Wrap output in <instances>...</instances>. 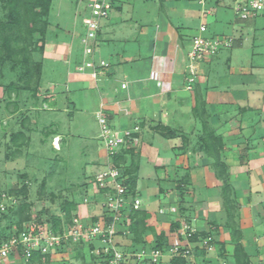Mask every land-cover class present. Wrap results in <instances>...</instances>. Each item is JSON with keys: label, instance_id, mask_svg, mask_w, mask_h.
<instances>
[{"label": "crops", "instance_id": "obj_1", "mask_svg": "<svg viewBox=\"0 0 264 264\" xmlns=\"http://www.w3.org/2000/svg\"><path fill=\"white\" fill-rule=\"evenodd\" d=\"M187 1L192 0H175L178 6L167 8L168 13L145 18L123 16L133 2L119 0L101 22L96 40L94 57L109 68L89 83H62L66 92L74 89L79 108L86 111L64 106L61 110L71 122L44 144L58 139L55 152H67L76 138L89 137L93 127L88 117L96 120L97 111L110 129L137 138L131 144L138 158L135 195L147 228L137 244L130 223L123 225L115 238L122 252L150 249L158 237L165 251L174 245L186 247L189 242L181 235L186 224L199 237H211L212 247L205 251L190 245L193 255L183 258L184 264H236L237 244L246 255L241 261L264 264V15L242 21L227 14L219 0H204L206 9L224 8L214 15L216 35L231 38L233 47L200 64L188 89L186 52L198 33L189 35L188 26L195 18L198 27L206 26V35L209 26L201 18L202 0H197L196 15ZM54 35L45 44V59L57 54L67 58L73 51L80 57V44L61 34L57 41ZM123 83L125 90L120 89ZM45 107L56 112L53 106ZM96 140L100 143L97 135ZM99 143L86 150L87 178L108 164ZM84 209L79 207L81 220L91 210ZM97 209L90 214L98 217ZM171 260L166 255L159 264H173Z\"/></svg>", "mask_w": 264, "mask_h": 264}, {"label": "rangeland", "instance_id": "obj_2", "mask_svg": "<svg viewBox=\"0 0 264 264\" xmlns=\"http://www.w3.org/2000/svg\"><path fill=\"white\" fill-rule=\"evenodd\" d=\"M118 1L116 0L114 7H116ZM170 1L174 2L170 3L164 0H135L133 2L132 0V10L130 12H124L123 16L127 17L129 13H133V16H145V18H149V16L154 14L168 13L169 10L167 8L178 6V3L174 4L175 0ZM203 1L201 3V11L203 12L201 18L207 19L206 22L209 26L207 36L208 38H212L218 36L216 35L217 32L214 26L215 16L222 14L224 8L217 9L206 4V9ZM219 1L224 3L225 12L233 17L234 13L232 8L234 0ZM184 4L191 5L194 12L193 15H196L199 8L197 0L187 1ZM207 10L213 11V15L210 16ZM5 14L4 7L0 4V20L4 19ZM85 18L88 19V11L79 0L51 1L50 11L47 17L46 40L42 54V69L40 78L38 79L39 92L37 93V98H33L29 91H21L18 97L15 94L7 95L3 87L9 82H16V76L18 77L19 71L11 72L8 64H5L1 70L3 77L0 81V203L8 205L9 201H14L15 204L10 206L14 207L13 209L17 205H28L27 217L30 220H34L35 223H37L35 220H38V223L41 225H44L42 223L48 221L52 216H60L62 218L63 214L59 209L66 201L74 203L75 207L72 210V214L76 213L80 218L81 213L79 207L84 206V211L88 207L89 209L91 208L86 217L84 219L82 218V221L80 220V223L83 225L86 223L92 224L91 217L94 214L90 213L93 211V207H96V204H99L101 200L104 201L103 196L101 194H97L96 196L94 194L96 193L95 190L91 187L94 183V177L101 171L97 174L94 173V177L87 178V167L83 165L89 159L90 155L86 150L89 149L90 145L100 146L96 140V135L98 136L99 134V126L95 125V121L96 124L98 123L97 120H94L93 116L88 117L89 124L93 127L88 135L91 139L89 137H81L82 140L86 138L85 140L87 142L76 138L74 142L70 143V149L67 152H65L64 148L60 152H55L52 146L53 142L51 145L50 143L48 145L44 144L45 139L48 137L51 138L52 134L60 132L63 128L65 129V126H67L65 124L71 122L65 110H61L64 106L67 105L70 108L69 110L81 109L79 108L80 105L78 102H76L77 98L75 99L74 89L71 93H68L64 87H61L62 83L66 81L74 83V85L78 81L89 83V81H95L100 76L93 77L88 69L85 70L86 72L84 74L79 72V67L85 61L88 62L92 59L97 63L104 62L102 60H96L94 57L97 42L92 43L95 51L92 56L87 57L83 54L84 49L81 44V39L86 34L83 26V20ZM191 21V24L188 26L189 35L196 34L195 31L199 28L198 20L194 18ZM53 32H56L54 37L57 38V41H59L61 34L70 39L72 43L76 42L80 44V57L78 58L79 54L75 55L73 51L67 58H61L62 56L58 57L57 54L53 58L46 57L47 59H45V44ZM218 37L231 39L225 36ZM34 38H37V36L35 35ZM222 50L225 49H220V51ZM104 63L107 64V62ZM200 64L202 65L203 63ZM107 65V68H109V63ZM34 86V83L31 84V88H34ZM72 105L74 106L73 108ZM45 106L55 107L56 112L47 111ZM82 110L83 112L86 111L84 109L80 111ZM77 119L81 120V117L78 116ZM68 124L72 132H77L74 125ZM19 131L26 133L28 141L27 145L20 149L18 154L14 155L12 154V150H16V148H11L10 137ZM72 136L76 135L73 134ZM134 139L137 142V138L135 137ZM123 169L124 166H121V176H123ZM18 192L20 195L16 194ZM93 194L97 197H94L96 200L94 202H92ZM97 211L101 213L96 221L105 212L104 208H99ZM9 217L7 219H0V235L6 234L9 229L13 232L16 231L12 225V218ZM62 224L64 225L65 223L62 222ZM123 225L124 223L117 226L118 232H120ZM70 227L64 225L62 232L68 230ZM97 246V243L93 244L86 238L79 241H67L64 249H61L60 252H54L42 264H100L97 261V255L95 253L91 254L90 252L92 248ZM129 264H136V261L131 260Z\"/></svg>", "mask_w": 264, "mask_h": 264}, {"label": "built area", "instance_id": "obj_3", "mask_svg": "<svg viewBox=\"0 0 264 264\" xmlns=\"http://www.w3.org/2000/svg\"><path fill=\"white\" fill-rule=\"evenodd\" d=\"M112 1L79 0L88 11V19L83 20L86 34L81 39L83 54L87 57L92 56L95 52L92 43L97 40L101 21L107 19L113 10ZM232 11L239 20L255 19L264 15V0H234ZM205 32L206 26L200 25L197 35L191 39L186 52L185 74L188 89L195 81L200 63L219 53L220 49L232 47V39H224L218 36L208 38ZM107 67L108 65L104 62L97 63L90 59L81 64L79 72L84 74L85 70L88 69L91 75L96 78L97 75L103 74ZM126 88V83L120 85L121 90ZM94 116L99 126L98 140L104 149L108 164L94 177V183L91 187L95 190L96 196L97 194L103 196L104 201L101 200L98 205L104 208L105 214L95 223H86L85 225L80 223L82 221L80 217L73 218L71 227L58 234L53 233L45 224L41 225L31 221L25 224L23 230L17 235L0 241V264H41L43 257L58 252L67 241H79L84 238L93 244H98L90 252L97 255V261L100 264H129L131 260L136 261V264H144V262L159 264L166 255L170 259L188 258L193 255V248L190 245L210 251L212 247L211 237L200 239L199 242L191 244L190 239L195 235V229L186 224H182L181 228L182 237L189 242L186 247L174 245L168 251L143 248L128 253L119 250L115 241L118 234L117 226L123 223L124 225L129 224L127 211L138 210L140 200L137 197H126L127 190L122 185L121 166H114L111 160L129 144L134 143L135 139L111 130L101 111L95 112ZM52 146L55 150L59 149L58 139L53 141ZM94 194L93 197H96ZM14 204V201H9L8 205L0 203V215L6 213L8 207ZM34 256H37L36 260Z\"/></svg>", "mask_w": 264, "mask_h": 264}, {"label": "trees", "instance_id": "obj_4", "mask_svg": "<svg viewBox=\"0 0 264 264\" xmlns=\"http://www.w3.org/2000/svg\"><path fill=\"white\" fill-rule=\"evenodd\" d=\"M51 1L52 0H0V4L3 5L4 11L6 12L4 19L0 20V81L3 77V72L1 70L5 64L10 66L11 72L19 71L18 77L16 76V82H9L3 87L7 95L15 94L18 97L21 91H29L33 98H37V93L39 92L38 79L40 78L42 69V54L46 40V30L48 26L47 17L50 11ZM115 2L116 0L111 2L113 9ZM35 35L37 38H34ZM33 83L35 86L31 88V84ZM10 141L11 148H16V150H12V154L16 155L20 149L27 145L28 140L26 133L24 131H19L10 137ZM135 154L134 149H132L129 144L127 148L121 150L111 160L112 164L116 167L124 166L122 185L127 190L126 197L130 198L136 197L135 189L138 158ZM16 194L20 195L19 192ZM94 201L96 200L92 197V202ZM97 206L98 204H96V208L102 209L101 206ZM74 207V203L64 202L59 209L63 214L62 218L60 216H52L48 221L42 224H45L53 233H62L63 226H70L72 219L78 217L76 213L72 214ZM13 208L14 207H8L6 213L0 215V219H7L10 216L9 218H12V225L15 227L16 231L13 232L9 229L6 234L0 235V241L7 240L17 235L23 230L25 224L34 221L27 217L28 205L21 204L19 206L17 205L15 209ZM103 213L105 214V212ZM127 217L130 223L129 231L133 234V242L139 244L140 241L138 240L147 228L145 226V214L138 210L131 209L127 211ZM96 219V216H92L91 222L95 223ZM35 221H37V223L39 222L38 220ZM62 222L65 224L63 225ZM118 234L121 235L122 231L118 232ZM206 237L207 236L199 237L195 234L190 239V242L197 243L200 239ZM162 242L161 237L156 238L150 249H165ZM135 248L136 250L143 249L144 246ZM61 249H64V246H62L58 252H60ZM241 251L240 245H235L233 255L236 264H248V260H240L242 258L246 259V255L244 256ZM49 257H51V255L43 257L41 264L46 262ZM34 258L36 260L37 256H34ZM171 262L173 264L185 263L184 259L179 257L173 258Z\"/></svg>", "mask_w": 264, "mask_h": 264}]
</instances>
